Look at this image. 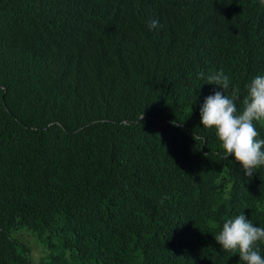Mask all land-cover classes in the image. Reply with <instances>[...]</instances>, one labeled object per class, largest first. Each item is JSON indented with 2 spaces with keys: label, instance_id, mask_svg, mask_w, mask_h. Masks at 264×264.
<instances>
[{
  "label": "trees",
  "instance_id": "16d2710c",
  "mask_svg": "<svg viewBox=\"0 0 264 264\" xmlns=\"http://www.w3.org/2000/svg\"><path fill=\"white\" fill-rule=\"evenodd\" d=\"M250 1L51 0L66 11L35 32L0 0L13 41L0 38V264H245L215 235L241 213L264 228V166L246 177L202 129L204 99L221 89L199 74L223 70L242 112L264 75L252 48L264 9L232 48L216 32ZM167 91L162 124L141 121ZM254 248L264 258V242Z\"/></svg>",
  "mask_w": 264,
  "mask_h": 264
},
{
  "label": "clouds",
  "instance_id": "9594fccd",
  "mask_svg": "<svg viewBox=\"0 0 264 264\" xmlns=\"http://www.w3.org/2000/svg\"><path fill=\"white\" fill-rule=\"evenodd\" d=\"M10 2L13 7L12 20L16 21L14 18L20 16L22 20L30 22V30L35 32H43L58 24V16L66 11L65 8L57 13L65 6L66 2H62L56 9L52 8L51 0H10ZM254 4L264 9V0H253L246 2L239 14L237 7L227 12L223 26L216 34L226 39L229 48L240 41L241 34L246 30V15L253 14ZM89 18L86 20L87 24ZM148 27L152 30L162 27V25L159 24L158 20H152ZM9 37L10 40H8ZM0 38L6 42L9 41V43L13 42L8 25L0 30ZM120 42L122 43L124 40ZM256 42L260 52L262 50L264 52V25L256 32L252 48ZM199 75L206 80V83L215 84L221 89L214 91L212 95L206 96L203 104L201 103L202 129H215L216 136L221 141L227 156L234 157L235 161L244 170V175L251 178L258 167L264 166V151L261 150L264 139H256L258 132L254 124V122L264 120V75L253 77L250 80L247 85L248 94L243 99V110L239 113L235 100L239 98L240 90L234 88L232 96L225 94L229 87L230 78L224 74L223 70L207 76L203 72ZM172 98L173 93L167 91L148 104H143V106H146L142 107L143 112L140 114V120L145 123L147 120L157 121L158 126H160L162 122L155 116L158 114L160 107L171 102ZM197 120L199 123V118ZM172 123L176 125L177 121H172ZM197 137L201 138L200 135H197ZM216 234L215 239L222 249L239 253L240 260L244 261L245 264H264V258L254 248L258 241L264 242V228L255 226L243 213L234 218L226 219L221 226V230ZM214 260L212 258L203 259L183 255L174 258V262L179 264H213Z\"/></svg>",
  "mask_w": 264,
  "mask_h": 264
},
{
  "label": "rangeland",
  "instance_id": "374dc122",
  "mask_svg": "<svg viewBox=\"0 0 264 264\" xmlns=\"http://www.w3.org/2000/svg\"><path fill=\"white\" fill-rule=\"evenodd\" d=\"M34 238V237H33ZM35 239V238H34Z\"/></svg>",
  "mask_w": 264,
  "mask_h": 264
}]
</instances>
